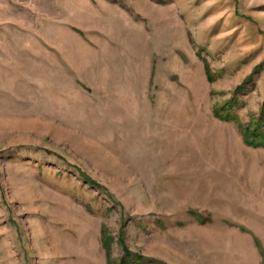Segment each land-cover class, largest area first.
<instances>
[{"label": "rangeland", "instance_id": "1", "mask_svg": "<svg viewBox=\"0 0 264 264\" xmlns=\"http://www.w3.org/2000/svg\"><path fill=\"white\" fill-rule=\"evenodd\" d=\"M234 97L263 115L264 0H0V264H264Z\"/></svg>", "mask_w": 264, "mask_h": 264}, {"label": "trees", "instance_id": "2", "mask_svg": "<svg viewBox=\"0 0 264 264\" xmlns=\"http://www.w3.org/2000/svg\"><path fill=\"white\" fill-rule=\"evenodd\" d=\"M204 68H205V72L206 75L208 74V68L207 65L204 63ZM242 87L244 86H238L237 90H241ZM239 99L237 98H233L230 99L228 102L225 103L224 107H216V113L218 114V116L221 119L224 120H233L234 122H236L239 125V128L241 130V135L242 138L244 139V143L252 145V146H260V145H264V109H262V116H260V118L257 120V122H248L244 124H240L238 122V116H237V112H235L234 107L239 105ZM105 228L101 227V242H102V246L105 250V256L107 257L108 262L110 263V256H109V239L108 237L106 238V233H105ZM124 252H125V258H122V260L119 262V264H139L140 260L143 259L141 256L139 255H134L135 258L130 259L128 258L130 255V251L128 250V248H124ZM133 256V255H132ZM157 264H161V263H157Z\"/></svg>", "mask_w": 264, "mask_h": 264}]
</instances>
